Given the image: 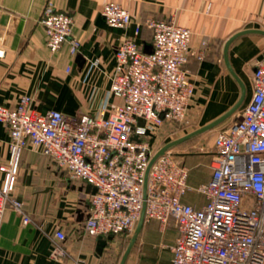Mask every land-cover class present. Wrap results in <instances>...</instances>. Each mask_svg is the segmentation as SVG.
Listing matches in <instances>:
<instances>
[{
  "label": "built area",
  "instance_id": "1",
  "mask_svg": "<svg viewBox=\"0 0 264 264\" xmlns=\"http://www.w3.org/2000/svg\"><path fill=\"white\" fill-rule=\"evenodd\" d=\"M102 14L109 25L126 28L132 14L123 4L106 2ZM41 23L47 45L57 52L66 41L76 54L80 41L72 38L74 15L49 1ZM153 51L144 52L137 40L125 36L116 49V74L110 91L123 103L111 111L105 104L95 114L67 115L59 110L40 112L23 95L17 106L0 104V122L11 133L10 156L0 165V227L11 206L28 224L32 216L24 202L13 195L23 148L41 149L70 179L92 184L90 206L84 222L87 234L131 235L144 203V178L157 151L148 133L165 123L186 120L194 84L184 65L193 53L192 30L174 21L149 18ZM141 25L136 26L139 32ZM207 40L197 52L206 56ZM7 54L0 38V58ZM254 92L241 115L214 138L212 176L196 190L207 197L201 207L183 200L192 189L189 168L172 150L153 164L146 198V219L161 222L164 230L173 219L178 235L171 264H264V56L253 72ZM144 119V124H140ZM52 256L69 257L57 229ZM70 264H87L73 257Z\"/></svg>",
  "mask_w": 264,
  "mask_h": 264
},
{
  "label": "crops",
  "instance_id": "2",
  "mask_svg": "<svg viewBox=\"0 0 264 264\" xmlns=\"http://www.w3.org/2000/svg\"><path fill=\"white\" fill-rule=\"evenodd\" d=\"M49 1L74 15L72 38L81 43L76 54L70 51V41L57 52L49 49L40 21ZM109 1L119 2L130 10L132 22L128 27L108 24L102 8ZM149 18L174 21L192 30L193 53L184 65L194 84L187 126L194 130L230 109L238 101L241 87L226 67L224 45L240 30L264 29V0H0V38L5 36L7 48L6 56L0 58V104L15 107L27 95L32 106L44 113L59 110L73 116L95 114L105 104L111 111L123 103L120 95L110 91L116 74V49L128 36L136 39L144 52L145 48L153 50V32L146 25ZM203 40L208 45L205 58L200 59L197 52ZM229 54L235 71L248 88L243 104L218 127L199 135L195 142L203 144L201 151H182L180 156L176 155L189 168L188 182L192 189L183 200L198 208L207 202V197L196 188L212 176L214 138L219 130L236 120L235 115L242 113L252 99L254 86L250 87V80L264 56V34L248 33L236 38ZM166 124L161 131L168 128ZM153 134L148 133L146 139L158 142L159 138ZM10 140L8 126L0 122V165L8 161ZM207 140L210 142L206 147ZM53 163L41 149L31 146L22 149L13 195L24 202L32 221L25 224L20 214L7 207L0 227V264H70L73 257L87 264H111L113 259L108 257L107 249L118 242L119 236L108 239L103 253L98 254L99 236L89 235L84 229L91 199L87 183L70 179L65 171L57 174ZM3 178L0 171V186ZM53 181L54 189L47 186V182ZM150 220L155 224L158 247L143 250L139 260L133 258L132 252L127 264L172 263L176 227L163 230L159 220L146 219L137 243ZM57 229L63 230L67 237L63 245L69 257L63 260L52 256ZM132 234L126 237L131 239Z\"/></svg>",
  "mask_w": 264,
  "mask_h": 264
},
{
  "label": "water",
  "instance_id": "3",
  "mask_svg": "<svg viewBox=\"0 0 264 264\" xmlns=\"http://www.w3.org/2000/svg\"><path fill=\"white\" fill-rule=\"evenodd\" d=\"M248 33H259V34H264V29H256V28H249V29H244V30H240L237 33L233 34L225 43L224 45V52H223V56H224V62L226 64V67L228 69V71L230 72V74L233 76V78L238 82V84L241 87V94L240 97L238 99V101L230 108L228 109L226 112H224L222 115H220L219 117H217L216 119L208 122L207 124H204L180 137H177L169 142H167L166 144H164L162 147H160L152 156L148 167L146 169L145 172V178H144V187H143V193H144V203H143V208H142V212H141V216L140 219L137 223V226L131 236V239L120 259L119 264H127V261L137 243L138 237L140 235V233L143 230L145 221H146V198H147V192H148V180H149V175H150V170L153 166V164L157 161V159L164 155L167 151L174 149L175 147H177L178 145H181L199 135H202L206 132H209L213 129H215L216 127H218L220 124H222L224 121H226L228 118H230L232 115H234L239 108L241 107V105L243 104L246 95H247V87L245 82L243 81V79L238 75V73L235 71L231 60H230V46L232 44V42L244 35V34H248ZM153 50H148L147 48H145V52L146 53H151ZM141 124H144V119H140ZM86 191L90 194H94L97 191V188L95 186H93L92 184H87L86 186ZM114 235L109 236L108 238H105L103 235H100L98 237V243H97V252L98 254H102L104 251V248L107 246L108 243V239H113Z\"/></svg>",
  "mask_w": 264,
  "mask_h": 264
},
{
  "label": "rangeland",
  "instance_id": "4",
  "mask_svg": "<svg viewBox=\"0 0 264 264\" xmlns=\"http://www.w3.org/2000/svg\"><path fill=\"white\" fill-rule=\"evenodd\" d=\"M252 81L250 80V87L253 86ZM240 115H241V112L238 113L237 115H235L236 116L235 118L238 119ZM166 126L168 128L165 129L164 131H161L162 127H160V128H158V130H156V132H154V134H153L154 137L159 138V139H158V142H155V143L151 142L153 149L158 150L160 147H162L167 142L184 135V133H188V130L192 131L191 130L192 127L187 126L186 120L181 124L173 123V124H166ZM194 129H196V128H194ZM198 139H200V136L195 137V138H193V139H191V140H189V141H187L181 145H178L177 147L172 149V152L175 155L180 156L179 152H182V151H187V152L188 151L189 152L201 151L203 144H201L199 142H195ZM210 140H212V139H210ZM210 140H207L205 142L206 147H207V143H209ZM207 149L210 150V148H207ZM211 159L213 160V157H211ZM182 161L184 162L185 160L182 159ZM53 167L55 168L57 174H62V173L66 172L65 170L59 168L55 163H53ZM47 186L49 188L51 187L52 189H54L55 188V182L54 181L51 183L47 182ZM151 221L152 220L147 222V226H146V229L144 230V232L142 234V237L140 238L136 247L132 251L133 252V258H135L136 260H139L140 256L142 255L143 250L145 251L147 248H157L158 247L157 246L158 243L156 242L157 238L154 235V232L156 229L153 228L155 224H154V222H151ZM168 226L176 227L175 222L173 220L169 221V224L167 225V227ZM167 227L164 230H166ZM118 238H119L118 242H116V244L110 245V247L107 249L109 251L108 257H110L111 260L113 259L111 264H119L120 259H121L122 255H123V253H124V251L128 245V242L130 240V237H126V235H121Z\"/></svg>",
  "mask_w": 264,
  "mask_h": 264
},
{
  "label": "trees",
  "instance_id": "5",
  "mask_svg": "<svg viewBox=\"0 0 264 264\" xmlns=\"http://www.w3.org/2000/svg\"><path fill=\"white\" fill-rule=\"evenodd\" d=\"M173 220V219H172ZM109 252V251H108Z\"/></svg>",
  "mask_w": 264,
  "mask_h": 264
}]
</instances>
